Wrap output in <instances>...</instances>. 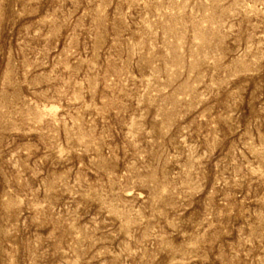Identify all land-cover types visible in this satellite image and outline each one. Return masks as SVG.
<instances>
[{"label": "rangeland", "instance_id": "1", "mask_svg": "<svg viewBox=\"0 0 264 264\" xmlns=\"http://www.w3.org/2000/svg\"><path fill=\"white\" fill-rule=\"evenodd\" d=\"M0 264H264V0H0Z\"/></svg>", "mask_w": 264, "mask_h": 264}]
</instances>
